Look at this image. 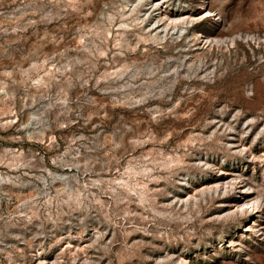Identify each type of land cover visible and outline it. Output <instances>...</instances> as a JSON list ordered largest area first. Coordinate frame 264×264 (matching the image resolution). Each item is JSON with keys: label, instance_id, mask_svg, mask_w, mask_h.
I'll list each match as a JSON object with an SVG mask.
<instances>
[{"label": "rangeland", "instance_id": "374dc122", "mask_svg": "<svg viewBox=\"0 0 264 264\" xmlns=\"http://www.w3.org/2000/svg\"><path fill=\"white\" fill-rule=\"evenodd\" d=\"M0 264H264V0H0Z\"/></svg>", "mask_w": 264, "mask_h": 264}]
</instances>
